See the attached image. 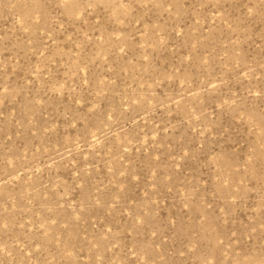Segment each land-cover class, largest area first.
I'll list each match as a JSON object with an SVG mask.
<instances>
[{
  "label": "rangeland",
  "instance_id": "374dc122",
  "mask_svg": "<svg viewBox=\"0 0 264 264\" xmlns=\"http://www.w3.org/2000/svg\"><path fill=\"white\" fill-rule=\"evenodd\" d=\"M0 264H264V0H0Z\"/></svg>",
  "mask_w": 264,
  "mask_h": 264
}]
</instances>
